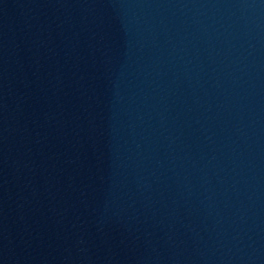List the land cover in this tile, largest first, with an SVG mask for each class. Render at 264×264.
Here are the masks:
<instances>
[{
    "label": "water",
    "instance_id": "water-1",
    "mask_svg": "<svg viewBox=\"0 0 264 264\" xmlns=\"http://www.w3.org/2000/svg\"><path fill=\"white\" fill-rule=\"evenodd\" d=\"M0 264H264V0H0Z\"/></svg>",
    "mask_w": 264,
    "mask_h": 264
}]
</instances>
